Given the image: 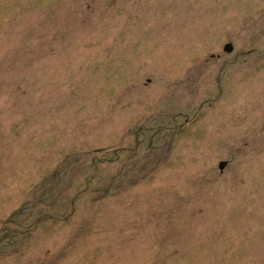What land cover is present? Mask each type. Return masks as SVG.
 <instances>
[{
    "label": "rangeland",
    "instance_id": "1",
    "mask_svg": "<svg viewBox=\"0 0 264 264\" xmlns=\"http://www.w3.org/2000/svg\"><path fill=\"white\" fill-rule=\"evenodd\" d=\"M0 264H264V0H0Z\"/></svg>",
    "mask_w": 264,
    "mask_h": 264
},
{
    "label": "water",
    "instance_id": "2",
    "mask_svg": "<svg viewBox=\"0 0 264 264\" xmlns=\"http://www.w3.org/2000/svg\"><path fill=\"white\" fill-rule=\"evenodd\" d=\"M226 49L231 50V49H232V45H231L230 43L227 44V45H226ZM224 164H225V161H222L221 166L223 167Z\"/></svg>",
    "mask_w": 264,
    "mask_h": 264
}]
</instances>
